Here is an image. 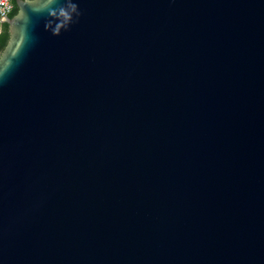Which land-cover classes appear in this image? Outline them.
I'll use <instances>...</instances> for the list:
<instances>
[{
  "label": "water",
  "instance_id": "water-1",
  "mask_svg": "<svg viewBox=\"0 0 264 264\" xmlns=\"http://www.w3.org/2000/svg\"><path fill=\"white\" fill-rule=\"evenodd\" d=\"M16 4L0 264H264V0Z\"/></svg>",
  "mask_w": 264,
  "mask_h": 264
},
{
  "label": "trees",
  "instance_id": "trees-1",
  "mask_svg": "<svg viewBox=\"0 0 264 264\" xmlns=\"http://www.w3.org/2000/svg\"><path fill=\"white\" fill-rule=\"evenodd\" d=\"M12 2L14 3V9L12 11V13L10 14V17H12L13 15H15V13L17 12V4H16V0H12ZM9 39V31H8V24L7 22H3L0 26V54L3 51V49L5 48L7 42Z\"/></svg>",
  "mask_w": 264,
  "mask_h": 264
},
{
  "label": "built area",
  "instance_id": "built-area-1",
  "mask_svg": "<svg viewBox=\"0 0 264 264\" xmlns=\"http://www.w3.org/2000/svg\"><path fill=\"white\" fill-rule=\"evenodd\" d=\"M14 9L12 0H0V26L10 16Z\"/></svg>",
  "mask_w": 264,
  "mask_h": 264
}]
</instances>
